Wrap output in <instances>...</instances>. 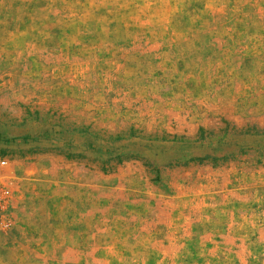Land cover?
<instances>
[{"label":"rangeland","instance_id":"374dc122","mask_svg":"<svg viewBox=\"0 0 264 264\" xmlns=\"http://www.w3.org/2000/svg\"><path fill=\"white\" fill-rule=\"evenodd\" d=\"M0 182V264H264V0H0Z\"/></svg>","mask_w":264,"mask_h":264},{"label":"built area","instance_id":"2783aa9c","mask_svg":"<svg viewBox=\"0 0 264 264\" xmlns=\"http://www.w3.org/2000/svg\"><path fill=\"white\" fill-rule=\"evenodd\" d=\"M10 194H11V191L8 188V185L6 186L0 182V202L2 200H6L7 198H9Z\"/></svg>","mask_w":264,"mask_h":264},{"label":"trees","instance_id":"16d2710c","mask_svg":"<svg viewBox=\"0 0 264 264\" xmlns=\"http://www.w3.org/2000/svg\"><path fill=\"white\" fill-rule=\"evenodd\" d=\"M223 158H225V157H223ZM202 160H203V158L202 159H198V161H202ZM211 160L215 163V161H217L218 159L217 158H212Z\"/></svg>","mask_w":264,"mask_h":264}]
</instances>
